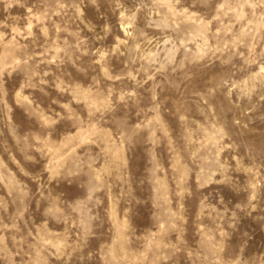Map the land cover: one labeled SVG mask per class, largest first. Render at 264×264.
I'll return each mask as SVG.
<instances>
[{
  "label": "clouds",
  "instance_id": "9594fccd",
  "mask_svg": "<svg viewBox=\"0 0 264 264\" xmlns=\"http://www.w3.org/2000/svg\"><path fill=\"white\" fill-rule=\"evenodd\" d=\"M14 3L26 11L0 19V181L12 166L19 180L0 196V264H264V112L239 111L229 90L231 114L208 113L207 135L186 109L170 112L159 51L135 28L119 39L124 21L102 10L119 0ZM241 7L264 28V0ZM215 91L185 93L192 116Z\"/></svg>",
  "mask_w": 264,
  "mask_h": 264
},
{
  "label": "rangeland",
  "instance_id": "374dc122",
  "mask_svg": "<svg viewBox=\"0 0 264 264\" xmlns=\"http://www.w3.org/2000/svg\"><path fill=\"white\" fill-rule=\"evenodd\" d=\"M145 2L155 3L157 7L138 8L139 0H119L120 6L116 7L115 12L111 11L113 6L108 4L103 5L102 10L108 11L114 22L124 21L118 23L119 39H124L126 33L135 28L136 43L144 42L140 45L141 48H145L146 45L147 52L159 51L158 62L152 73L154 79L165 86V93L173 102L170 112L177 108L186 109L185 114L190 119H198V123L204 125L205 135L212 131L213 120L208 113L222 110L225 115L231 114L227 112L231 107L227 96L229 90L234 99L241 100L239 111L244 112L248 107L255 106L254 112L248 113L249 116H258L264 112V103L259 102L264 86H261L258 75L264 69V56L259 55L264 52V28L258 26V21L249 23L248 9L241 7L245 0H196L195 3L193 0H145ZM8 4H12V7L8 8ZM25 11L15 4L14 0H0V19L9 15L16 16ZM85 11L90 18L96 19L95 9L91 6H87ZM132 13H135V17L127 19ZM173 49L175 51H172ZM167 55L173 57L170 63L165 62ZM113 63L118 67L122 66L116 60ZM136 66L139 67V63ZM225 79H230L235 87H217ZM253 85L256 87L251 93L252 99L247 96L241 99L240 92L247 91ZM212 88H216V91L207 109L200 108L197 115L192 116L191 113L196 107L195 102L189 100L185 93L190 89L206 91ZM200 103L203 104V101ZM172 119L178 123L177 117ZM99 135L104 137V140L97 143L107 149L109 145L106 134L101 132ZM93 147L97 151L100 150L97 145ZM116 157L117 153L112 152L111 158ZM99 163L103 166L105 161L101 160ZM143 164L147 165L148 160H143ZM15 171V166H12L9 169L8 182L0 181V196L6 197L11 183L19 180ZM255 227V223L250 220L241 223V228Z\"/></svg>",
  "mask_w": 264,
  "mask_h": 264
}]
</instances>
